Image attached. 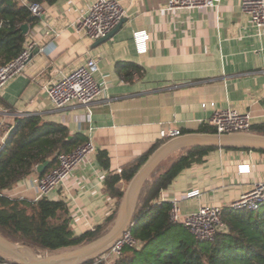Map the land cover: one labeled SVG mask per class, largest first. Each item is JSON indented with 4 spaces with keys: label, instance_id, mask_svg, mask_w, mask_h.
I'll use <instances>...</instances> for the list:
<instances>
[{
    "label": "crops",
    "instance_id": "crops-1",
    "mask_svg": "<svg viewBox=\"0 0 264 264\" xmlns=\"http://www.w3.org/2000/svg\"><path fill=\"white\" fill-rule=\"evenodd\" d=\"M93 1H42L43 11L28 25L25 40L44 51L0 90V149L22 116L63 125L67 138L80 135L93 143L95 150L65 184L46 196L65 202L75 234L99 224L116 207L118 212L119 203L104 189L105 178L166 141L161 128L198 132L210 125L215 109L225 107L249 112L252 124L264 122V27L250 21L240 0L176 11L164 10L166 0H117L125 10L123 21L97 44L72 26ZM49 28L56 35L46 34ZM135 32H143L138 36L142 51ZM89 56L98 60L96 78L108 82L103 98L90 114L83 106L56 108L46 85ZM128 63L139 72L124 79L119 66ZM239 165L249 171L239 172ZM40 173L35 167L3 191L9 207L31 210ZM257 181H264V152L217 148L180 171L159 201L177 198L183 214L199 206H226ZM193 190L198 193L185 197Z\"/></svg>",
    "mask_w": 264,
    "mask_h": 264
},
{
    "label": "trees",
    "instance_id": "trees-1",
    "mask_svg": "<svg viewBox=\"0 0 264 264\" xmlns=\"http://www.w3.org/2000/svg\"><path fill=\"white\" fill-rule=\"evenodd\" d=\"M52 3L55 0H27L28 3ZM36 20L27 5L17 0H0V66L15 58L26 36L21 24ZM124 79L139 72L133 64L119 66ZM198 132L213 133L211 125L199 127ZM249 132L264 134V122L251 124ZM85 142L80 135L67 138V129L60 124L42 123L37 116H22L0 149V235L14 243L25 244L38 254L71 250L92 242L105 234L117 215V207L99 224L80 234L71 229L68 208L62 200L41 198L27 212L9 207L3 191L34 171L36 165L49 160L39 174L57 164V154L71 152ZM158 147L128 164L121 173L105 178V191L119 203L124 187L139 166ZM218 147L193 146L167 158L151 174L140 192L128 231L137 246H124L120 256L111 264H264V205L254 211H233L224 207V228L211 240L196 239L182 224L169 220L170 202L159 201L161 190L185 168L201 163L205 155ZM224 149L255 150L242 147ZM105 163V162H103ZM8 259L0 254V260ZM12 261V260H11ZM94 259L84 263L93 262ZM13 262V261H12ZM16 264L15 262H13ZM99 264H106L104 261Z\"/></svg>",
    "mask_w": 264,
    "mask_h": 264
},
{
    "label": "built area",
    "instance_id": "built-area-1",
    "mask_svg": "<svg viewBox=\"0 0 264 264\" xmlns=\"http://www.w3.org/2000/svg\"><path fill=\"white\" fill-rule=\"evenodd\" d=\"M17 1L27 5L35 17H39L43 11L40 3H28L27 0ZM219 2L220 0H166L164 10L176 11L216 7ZM240 4L243 12L247 14L255 26L264 27V0H240ZM124 15L125 10L117 0H95L78 16L72 26L76 33L86 36L91 41H96L110 33ZM56 33L51 28L46 31V34L49 35H56ZM141 33L143 32H135L134 35L142 51L145 49V45L144 40L138 38ZM43 51L44 48L38 47L34 40H25L20 53L11 61L0 66V90L10 79L23 72L26 64L35 53ZM98 72L97 58L89 56L83 63L70 71L60 73L58 78L50 81L45 88L47 96L58 109L69 105L83 106L90 114L91 106L103 98L108 87V82L104 77L96 78ZM208 122L217 133L247 131L252 124L249 112H241L231 107L215 109ZM159 133L160 137L165 140L181 134L178 129L165 127L161 128ZM94 150L93 143L88 139L71 152L58 154L56 166L41 175L36 182L37 199L45 198L50 192L62 187L73 171ZM121 171V168H117L115 172L120 174ZM238 171L248 172L249 167L248 165H239ZM197 193V190H193L186 193L185 197L189 198ZM262 205H264V181H257L226 206H199L196 210L183 214L178 206V199L174 198L170 202L169 220L173 223L182 224L196 239L207 241L211 240L216 232L224 228L222 221L224 207L233 211L241 209L254 211ZM126 245H138L128 230L107 252L93 258L94 261L87 264H99L102 261L111 264L114 258L121 255L122 249ZM0 264L14 263L9 259H2Z\"/></svg>",
    "mask_w": 264,
    "mask_h": 264
},
{
    "label": "water",
    "instance_id": "water-1",
    "mask_svg": "<svg viewBox=\"0 0 264 264\" xmlns=\"http://www.w3.org/2000/svg\"><path fill=\"white\" fill-rule=\"evenodd\" d=\"M122 21L123 18L110 33L97 39L95 43L97 44L109 37ZM19 29L25 35L28 31V24H21ZM9 134L10 131L7 133L5 140ZM193 146L264 149V134L249 131L230 133L191 132L169 138L154 149L128 181L119 202L116 218L105 234L92 242L55 256L40 255L30 246L11 242L0 235V254L16 264H83L85 261L107 252L128 230L140 192L153 171L167 158ZM47 164L48 161L38 164L36 171L40 173Z\"/></svg>",
    "mask_w": 264,
    "mask_h": 264
},
{
    "label": "rangeland",
    "instance_id": "rangeland-1",
    "mask_svg": "<svg viewBox=\"0 0 264 264\" xmlns=\"http://www.w3.org/2000/svg\"><path fill=\"white\" fill-rule=\"evenodd\" d=\"M178 153V152H177ZM176 153V154H177ZM176 154H174V155H176ZM173 155V156H174ZM127 185V184H126ZM67 251H69V249L68 250H59V251H57V252H54V253H44L43 255H47V256H55V255H58V254H62V253H65V252H67Z\"/></svg>",
    "mask_w": 264,
    "mask_h": 264
}]
</instances>
